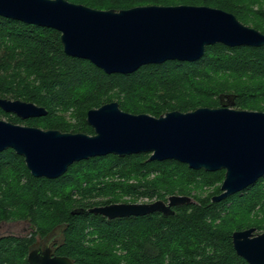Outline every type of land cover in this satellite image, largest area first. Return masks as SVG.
I'll list each match as a JSON object with an SVG mask.
<instances>
[{"label": "trees", "instance_id": "trees-1", "mask_svg": "<svg viewBox=\"0 0 264 264\" xmlns=\"http://www.w3.org/2000/svg\"><path fill=\"white\" fill-rule=\"evenodd\" d=\"M95 8L141 4H206L233 12L264 32V0H70ZM0 96L43 105L47 113L20 118L0 107V118L63 131L92 133L88 108L117 100L129 112L155 116L167 110L228 106L264 110V44L205 46L195 60L167 59L130 72H105L64 52L60 32L0 15ZM3 118V119H4ZM148 152L108 153L71 163L56 177L34 176L23 156L0 150V221L27 219L24 235L0 234V264H31L37 237H56L54 252L74 264H249L235 252L231 232L264 228V175L244 189L212 201L224 169L191 168ZM188 194L194 202L174 212L108 218L72 212L96 204L139 198L166 200ZM144 201V200H141Z\"/></svg>", "mask_w": 264, "mask_h": 264}, {"label": "water", "instance_id": "water-1", "mask_svg": "<svg viewBox=\"0 0 264 264\" xmlns=\"http://www.w3.org/2000/svg\"><path fill=\"white\" fill-rule=\"evenodd\" d=\"M0 15L49 26L60 32L64 52L86 58L105 72H130L142 64L167 59L195 60L205 46L262 45L264 32L243 23L228 10L206 4H141L127 8H95L70 0H0ZM0 107L20 118L47 113L43 105L0 96ZM92 133L41 128L0 118V150L23 156L34 176L56 177L74 161L95 155L148 152L150 160L167 158L191 168L224 169L219 201L264 175V110L220 104L192 110H167L158 116L123 110L117 100L88 108ZM188 194L166 200L114 201L72 212H95L108 218L174 212L194 202ZM235 229V252L249 264H264V230ZM31 264H74L51 247L31 248Z\"/></svg>", "mask_w": 264, "mask_h": 264}, {"label": "rangeland", "instance_id": "rangeland-1", "mask_svg": "<svg viewBox=\"0 0 264 264\" xmlns=\"http://www.w3.org/2000/svg\"><path fill=\"white\" fill-rule=\"evenodd\" d=\"M4 118V117H2ZM5 119V118H4ZM24 124V123H22ZM43 128L42 126H39ZM139 200H149L147 198H139ZM119 201H132L127 196H124L121 200ZM254 216V215H253ZM250 217L251 220H262L264 215H256L255 217ZM32 230V227L29 225V223L25 219H13V220H1L0 221V234H16V235H24L29 233ZM264 230V228H256L255 231H261ZM52 236H50L51 238ZM56 238V237H55ZM49 239V238H46ZM46 239H42L41 237H37V242H45ZM36 243V242H35Z\"/></svg>", "mask_w": 264, "mask_h": 264}, {"label": "flooded vegetation", "instance_id": "flooded-vegetation-1", "mask_svg": "<svg viewBox=\"0 0 264 264\" xmlns=\"http://www.w3.org/2000/svg\"><path fill=\"white\" fill-rule=\"evenodd\" d=\"M28 223H29V225L31 226V224H30V222L27 220V219H25ZM32 227V226H31ZM56 241V238H50V239H46L45 240V242H42V241H40V242H37V240H36V243L34 244V246L33 247H39V248H41V249H43L44 247H46L47 245L48 246H50L51 247V253L52 254H54L55 252H54V242ZM32 247V248H33ZM56 254V253H55Z\"/></svg>", "mask_w": 264, "mask_h": 264}]
</instances>
